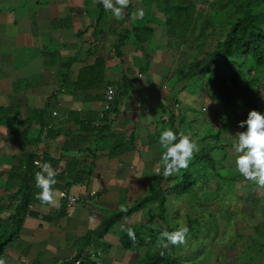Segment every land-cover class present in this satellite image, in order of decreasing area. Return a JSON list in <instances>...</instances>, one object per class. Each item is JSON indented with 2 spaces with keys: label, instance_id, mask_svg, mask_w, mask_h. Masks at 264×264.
<instances>
[{
  "label": "crops",
  "instance_id": "1",
  "mask_svg": "<svg viewBox=\"0 0 264 264\" xmlns=\"http://www.w3.org/2000/svg\"><path fill=\"white\" fill-rule=\"evenodd\" d=\"M140 9L144 11L142 18L136 15ZM167 20L165 13L145 0H130L121 20L105 11L99 0H0V175L6 176L24 157L34 153L56 163L52 167L55 176L66 173L69 164L76 163L79 169H73V175L91 172L87 185L66 188V183L57 181L62 189L56 190L58 208L31 204V215L26 216L18 240L9 247L20 264H73L77 256L81 264H95L89 259L91 252L100 254V264H133L135 254L123 250L119 238L133 227L130 210L136 201L130 196L143 189L146 175L157 174L161 167L156 163L163 149L156 144L158 138L153 141L152 136L159 137L165 127L178 133L193 132L195 137L198 128L194 125L193 129V124L199 123L210 125L208 134L216 132L214 125L223 111L213 105L211 98L203 99L206 104L202 105L188 91L187 78L179 71L184 72L192 63L175 69L176 54L184 45L170 46L174 41L170 31L175 26L170 27ZM139 35L149 37L139 44ZM120 40L119 56L114 47ZM92 51L95 57L105 60V82L117 91L116 113L103 111L105 93L88 94L85 88L75 86L79 72L94 62ZM169 76L173 78L170 81ZM123 81L127 85L125 95L120 96L117 87ZM169 90L175 93L164 104L162 95L165 97ZM158 105L160 117L157 112L154 118L151 113ZM194 107H200L198 110L204 114L197 115ZM173 108L175 117L170 120ZM37 111L44 112L49 122L40 139L36 124L39 115H33ZM141 115L145 118V135L139 140L135 137L132 151L125 145L114 157L102 149L98 137L85 132L107 127L102 137H109L107 144H114L137 132ZM9 126L15 133L9 132ZM202 135L196 142L206 144L211 140L213 145L204 149L212 154L218 149L210 139L213 133ZM24 138L30 142L23 147L18 139L23 142ZM192 161L189 165H193V174L197 165ZM234 161L235 156L230 162ZM226 169L239 175L235 168ZM134 175L143 176L139 180ZM3 188L0 179V203L9 214L18 205V197L16 190L1 194ZM64 191L78 198L75 207L64 206L60 200ZM91 194L93 198L87 204ZM12 197L15 199L10 204ZM7 213L2 217L7 219ZM118 213L121 219L101 236L102 221ZM89 233L90 239L85 240Z\"/></svg>",
  "mask_w": 264,
  "mask_h": 264
},
{
  "label": "trees",
  "instance_id": "2",
  "mask_svg": "<svg viewBox=\"0 0 264 264\" xmlns=\"http://www.w3.org/2000/svg\"><path fill=\"white\" fill-rule=\"evenodd\" d=\"M145 1L152 5H156L158 11L167 15V21L170 27L173 28V26H175V30L171 29L170 32L173 39L177 41V46L184 45L186 40L190 41L191 39L187 38L191 34V31L194 32L198 29L200 31L198 40L192 41V45L197 44L194 48L197 51H201L208 37V30L212 31L214 28V21L210 19L202 20L203 17L196 12L195 6L185 0ZM228 3L230 9L228 10V16L224 22L228 24L230 29L225 38L222 42L216 44V48L212 53L205 55V59L201 61L194 60V63L184 69V72L182 70L179 71L180 76H183L184 79L193 76L208 78L213 91L211 98H213L216 102V106L223 112L229 111L233 107L237 109L242 97L250 90L247 89V86L250 85L253 87L255 84L253 80L245 82V66L248 68L249 75L254 71L260 73L264 69V12L257 15L254 13V8L259 7V3L254 5L255 7L241 0H227V4ZM219 23L223 24L221 21ZM148 37L147 35H144V37L139 35L137 41L139 44H142ZM121 40L114 47L115 54L119 56L121 55ZM90 54L94 58V62L92 65L86 66L79 72L75 86L76 88H85L88 94L102 93L103 95L107 88L111 87L109 83L105 82V60L102 57H95L93 51ZM124 82L126 81H123V85L121 84L120 87H117L119 88L118 92L120 96L124 94V89L127 85V82ZM116 106V102H113L109 111L116 113ZM109 111L107 112L109 113ZM174 111L173 108L172 114L169 116L170 120L175 117ZM33 115H39V122L36 124L39 126L38 138L40 139V136L44 135L43 130L47 127L49 122L46 120L45 113L42 111L34 112ZM76 121L80 122V120ZM106 128L107 127H102L101 129L91 128L92 130L88 129V131L85 132L98 137V144L103 142L100 146L102 149L108 151L109 157L116 156L119 148L123 149L125 145H127L126 148L129 147V151L133 150L132 148L136 141L134 132L129 134V138L122 137L110 146V143L107 144L109 137H102ZM10 132L12 134L15 133L12 129ZM217 135H219V133H217ZM17 138L16 135L15 139ZM212 138L213 136L210 135V139ZM18 141L21 143L20 146L23 147L28 146L30 142L27 138H24L23 142H20V139H18ZM208 150L210 149H202L194 153L192 162L194 163V161L197 162L199 160V162L206 164L207 167H211H208L209 170L211 169L210 172H216L215 162ZM36 160L47 162L52 167L56 166L54 165L56 163H53L48 156L43 155L40 157L38 154L34 153L24 157L23 160L19 162L18 167H13L5 174L6 178L3 183V193L5 194L12 190H16V197H18L19 203L12 213L9 214L7 213L8 209L0 205V259L4 251L18 240V235L26 216L31 215L28 212V207L34 203L41 204L40 201L35 199V194L39 191L35 187V174L40 171L33 163ZM69 166L70 169L67 170L66 173L57 174L55 176L56 180L66 183V188L76 185H87L91 172L86 173L83 171L82 174L73 175L72 170L75 168L79 169L77 168L78 164H69ZM182 172H184L183 175H181ZM217 176L219 175H216V177ZM2 177H4V175L1 174L0 179ZM198 182L194 179V175L185 169L165 179V176L162 174V167H160L148 186L147 196L142 201L136 203L138 205L134 204L138 206V210L156 205V211H147L142 221L138 222L142 216L141 210L137 220L138 223L132 227L137 236L135 244L128 239L127 231H124L119 238L122 249L135 254V261L133 264H180L175 258L177 247L171 246L168 249H161L158 246V236L163 229L173 231L177 228L171 229L167 226L165 228L162 227V224L165 222L168 199L190 197L193 201V197H195L197 190H195V188L199 184ZM203 186L205 187V183H203ZM54 187L55 190H62L57 184ZM14 197L10 198V204L13 203ZM6 213L9 215L7 219L2 217V215ZM121 215L120 213L113 214V216L105 218V220L102 221L100 230L101 236L121 219ZM157 220L161 222L160 225L156 224ZM197 225L198 223L196 220L189 221L188 228L190 229V234H192L191 232L194 226ZM91 235L92 234L89 233L85 240L90 239ZM193 237L194 239H198L197 234ZM141 250H144V253H141ZM161 252H163V255H161ZM78 258L79 256H77L72 263L76 262Z\"/></svg>",
  "mask_w": 264,
  "mask_h": 264
},
{
  "label": "rangeland",
  "instance_id": "3",
  "mask_svg": "<svg viewBox=\"0 0 264 264\" xmlns=\"http://www.w3.org/2000/svg\"><path fill=\"white\" fill-rule=\"evenodd\" d=\"M185 1L195 6L196 12L202 15V20L210 19L211 21H214V28L212 31L208 30V37L204 42L201 51H197L193 48L197 44L192 45V41L198 40L200 31L198 29L194 32L191 31V34L187 38L191 40H186L182 50L176 54L177 58L175 57L174 62L175 69L180 66L184 69V67L189 64H193L194 60L201 61L205 59V55L214 51L216 44L222 42L230 29L228 24L224 22L228 16V10L230 9L228 6L229 3L227 4V0ZM241 1L248 2L252 7H255L254 5L259 3V7L254 8V13L256 15L264 12V0ZM146 3L148 4V2ZM147 6H149V8L151 7V5ZM152 6L156 7V5ZM220 21L223 24H220ZM153 38H156V36L154 35ZM176 43L177 41L174 40L172 44L170 43V46L173 47ZM245 67V82L253 80L255 83L253 86L254 88L250 85L247 86V89L250 90H248L242 97L241 102H239V107L237 109L233 107L229 111H224L221 114V120H216V124L214 125L216 132H212V139L218 144V149L212 152V154L210 153V156L215 162L216 172H210L211 169L209 170L208 167H211H207L206 164L199 162V160L197 162L194 161V165H197V170L193 173V175L194 179H196L197 182L199 181L198 186L195 188V190H197L195 197H193L194 200L192 201V198L190 197L168 199L165 222L162 224V227L165 228L167 226L171 229H175L176 227L182 225H186L188 227L189 221L191 222L193 220H196L198 223V225L194 226L192 229V234L189 235L187 243L185 245L176 246L177 252L175 258L180 264H264V188L258 187L251 181H246L240 175H232L231 170H229V168H234V162H230V160H232L234 156L236 159L237 155L232 151L233 136H235L238 132L246 130L245 128L238 127L239 122L246 120L250 111L255 110L264 113V69L260 73L254 71L249 75L248 68L247 66ZM117 70L123 71V69L119 68ZM145 75L146 74L144 73V76ZM171 79L173 78L169 76L168 81ZM185 82L187 84V89H189L188 91H190L194 97L199 99L200 104H206L203 102V99L208 100L211 98L213 91L208 78L193 76L186 79ZM166 86L171 88L172 85L170 84ZM160 90L163 92L162 89ZM165 93L168 94L166 95L167 100L166 96L164 97V93L162 95V101H164V104L170 101L171 95L175 93V91L169 90ZM211 100L213 105H216L213 98H211ZM200 107H198V109ZM198 109L195 108V110L198 111L197 115L204 114ZM152 111L153 113L151 114H153L154 118H156L155 114L157 112H159L158 117H160V105L153 108ZM150 117L151 116H148V123H151ZM187 117V122L190 123V118L188 115ZM139 120V128L135 133V137L138 140L146 133V128H144L146 125H142L145 123L143 115L140 116ZM156 121H160V118H157ZM153 123H155V121H153ZM194 125L198 128V131H196L195 134L196 139L192 136L193 132L180 131V133H190L192 138L195 140L198 138L200 139L203 136L202 134H205L206 136L212 134H208L210 125L199 123L198 126L197 124H193V129ZM160 127L162 128V126H159V128ZM8 129L11 131L12 127L10 129L9 126ZM164 129L166 128L164 127ZM218 132L222 134L221 137L217 135ZM157 138L159 139V137L155 138L152 136V140L155 139L156 141ZM207 139L208 137L206 140ZM224 140L229 145L226 144ZM210 141L211 140H208L206 144H199L200 142H197V144L200 145L198 146L199 150L213 145ZM156 144H158V141ZM111 145L112 144H110V146ZM156 166L161 165L157 162ZM192 166L193 165H189V167L185 170L192 173ZM226 167L228 168L229 173L227 172ZM183 174L184 172L181 173V175ZM216 175L219 176L216 177ZM134 176H137V178L141 180L140 178H142L143 175ZM153 176L154 175H146V177L142 179L144 181V187L141 191L138 190L130 196L131 201H136V204L147 196L146 192L149 186V179L151 181ZM5 178V176L1 178L2 183L5 182ZM166 178H168V176L165 177V179ZM203 183H205V187L203 186ZM2 193L3 191L1 190V194ZM121 198L123 201L125 198L124 192L121 194ZM0 205H2V202ZM136 205H133L130 210V215L134 219L131 222L133 227L138 222L142 221L147 211H156V205L148 206L143 210L141 209V219L136 222L141 212V210H138V206ZM136 210L138 211L135 212ZM110 216L113 215L109 214L107 217ZM160 223L161 222L159 220L156 221L157 225H160ZM195 233L198 235V239H194L193 236L196 235ZM141 253H144V250H141ZM15 256L16 255H14L12 250L9 248L4 251L1 259L4 260L6 264H20ZM132 256L135 257V255ZM80 260L81 259H78L73 264H80Z\"/></svg>",
  "mask_w": 264,
  "mask_h": 264
},
{
  "label": "clouds",
  "instance_id": "4",
  "mask_svg": "<svg viewBox=\"0 0 264 264\" xmlns=\"http://www.w3.org/2000/svg\"><path fill=\"white\" fill-rule=\"evenodd\" d=\"M99 2L104 10L110 12L116 20L123 19L124 10L130 4V0H99ZM136 15L142 18L143 9L138 10ZM238 127L246 130L233 136L232 151L237 154L234 161L235 171L246 181H251L258 187L264 188V113L250 111L247 119L240 121ZM158 144L163 149L159 163L165 177L187 169L194 153L199 151L198 144L190 133H177L172 128L160 132ZM33 163L40 169L35 174V187L39 190L35 194V199L40 201L41 205L58 208L60 205L56 199L54 187L57 180L52 166L47 162L41 163L39 160ZM60 195L62 196L63 192ZM30 206L32 208V205ZM189 235L190 229L186 225L179 226L173 231L163 229L158 236V246L161 249H168L171 246L185 245ZM127 236L133 244L136 243L137 236L133 228L127 229ZM0 264H6V262L0 259Z\"/></svg>",
  "mask_w": 264,
  "mask_h": 264
},
{
  "label": "built area",
  "instance_id": "5",
  "mask_svg": "<svg viewBox=\"0 0 264 264\" xmlns=\"http://www.w3.org/2000/svg\"><path fill=\"white\" fill-rule=\"evenodd\" d=\"M116 98V90L113 87H109L107 88V90L105 91L104 94V98H103V111H109L110 107L112 105V103L115 101ZM57 113L54 112L53 116H56ZM40 161V160H39ZM43 163V162H41ZM38 170H40L39 168H37ZM61 200L64 202L65 207L70 209L76 206L77 202H78V198L72 194H68L63 192V195H60ZM93 198V194L89 195L87 197V204L91 203V199ZM28 209H31V206L28 207ZM99 253H95V252H91L89 254V259L93 260L95 262V264H100L99 261ZM82 263V260H80V264Z\"/></svg>",
  "mask_w": 264,
  "mask_h": 264
}]
</instances>
